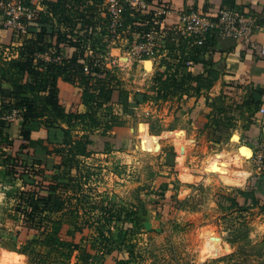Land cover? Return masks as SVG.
<instances>
[{"label": "rangeland", "instance_id": "1", "mask_svg": "<svg viewBox=\"0 0 264 264\" xmlns=\"http://www.w3.org/2000/svg\"><path fill=\"white\" fill-rule=\"evenodd\" d=\"M103 4L105 6V3ZM100 11V16L105 17V10L100 9ZM98 31L100 28L96 29L90 42L94 43L100 37ZM175 35L172 33L168 38ZM117 36L119 41L112 44V48H115L113 52L110 50L114 62L106 61V65L116 73L121 85L131 91L153 90L156 71L166 69L168 64L177 62L180 54H186L182 53L183 48L178 44H175L172 50L163 47L168 42L167 38L158 37L155 41V53L138 58L130 51L133 37L131 39L127 37L125 40L122 38L124 35ZM104 38L106 39L107 36H102L101 42ZM185 47V49L191 48L186 45ZM2 51L4 49L0 48L1 53ZM11 51L8 48L3 55L9 56L12 54ZM145 60H151L149 69H146ZM0 84L5 86L7 83L3 81ZM57 88L58 97L65 104L75 102L78 112L85 111L86 105L79 95L81 90L74 86V82L59 77ZM216 103L220 104L221 101L217 100ZM228 105L225 106L223 102L222 109L230 110ZM183 106V101L178 96L157 101L151 99L140 103L128 116L127 123L123 127L128 136L123 140L124 145L120 148H112L103 154L94 153L80 163L82 170L88 169L91 176L89 180L82 182L79 195L84 196L83 199L88 202L84 204V209L79 208V214L89 210L88 213L93 220L92 225L85 226L82 232L77 233L75 240L69 232L72 230V218L75 214L64 216L65 219L54 234L53 243L47 241L48 236L44 239L42 235L38 236L37 240H29L23 244L16 240L13 223L16 215L22 217L20 207L23 206L18 207L21 203L18 193L22 185L19 180L4 171L5 166L1 160L3 154L0 153V264H11V262L12 264H115L110 254H101L87 246L88 241L92 239L91 235L95 233L94 226L97 222L95 218L100 213L99 206L105 201L124 205L135 211V216L132 217H136V224L113 220L109 223V228H104L106 233H112L114 236L117 235L120 227L128 229L124 243L119 241L114 244H121L120 247L132 246L135 256L131 258V264H264L263 202L257 201L256 205L246 210H237L236 205L228 203L227 206V201H217L219 196L237 195L239 189L254 188L258 199L264 197V171L256 169L249 153L248 157L241 159L240 162L236 160L235 163L237 165L240 163V168L248 171L244 183L239 186L215 180L212 172L206 173L198 180L182 181L179 177V164L176 163V156L182 145L181 140L176 138L178 132H163L179 130L184 133L183 145L187 152L184 165L194 169L201 167L202 160L213 151L227 148L232 152H238L239 145L246 147L250 139L249 131L254 133L256 123L252 122L251 118V121L244 120L237 111H233L232 114L225 113L231 118L230 126L225 138L218 141L214 139V125L209 120L216 118L217 113L210 109L209 111L212 112H209V118L206 116V120L204 117V124L196 126V123L188 122V113L190 114L191 111L187 108L182 111ZM112 109L116 112L120 110L118 105H113ZM108 110L110 109L105 106L100 109V111ZM88 122L87 119H79L70 127L71 132L79 135L88 126ZM39 123H42V119ZM140 123L144 125L146 134L147 132L159 134L157 148L154 151L146 150L144 139L138 136L137 126ZM17 126L19 127L20 124L12 126L13 137L17 136ZM182 128H185L186 132ZM32 129L34 133L31 141L44 142L40 138L43 133L38 132V128ZM235 131H238L239 138L231 143ZM50 157L57 159V156ZM167 159L170 161L169 164H166ZM66 168L62 166L60 169L64 171ZM233 168H236L235 165ZM262 176L263 180L260 181ZM258 180L260 184H257ZM156 185L159 188H156ZM182 188L185 190L181 191ZM161 189L173 192L174 197L180 202L173 204L167 213L157 212L154 206ZM89 201L92 203L90 204ZM204 230H212L211 232L217 235L224 246H227L225 252L219 254L211 250L205 253L204 258H200L201 247L198 235ZM80 235H83V242L78 240ZM21 250L24 251L20 252ZM113 254L122 255L117 251H113Z\"/></svg>", "mask_w": 264, "mask_h": 264}, {"label": "trees", "instance_id": "2", "mask_svg": "<svg viewBox=\"0 0 264 264\" xmlns=\"http://www.w3.org/2000/svg\"><path fill=\"white\" fill-rule=\"evenodd\" d=\"M23 1L32 4L36 0ZM101 1L41 0L44 7L34 14L28 27L33 38L26 39L18 47L16 57L8 58L3 55V51L0 52V83L3 81L7 83V86L0 84V153L3 154L1 160L5 166L4 171L19 180L22 185L18 193L21 201L18 207L23 206L20 207L22 217L16 215L13 223L16 240L22 244L29 240H37L40 235L44 239L48 236L47 241L53 243L54 234L65 219L64 216L74 214L73 227L69 232L75 240L77 233L82 232L85 226L92 225L93 220L89 210V213L84 210L79 214V208L84 209V204L88 202L83 199L84 196L79 195L82 182H86L91 176L88 169L82 170L80 163L96 152L105 153L124 145L123 138L127 139L128 136L123 127L128 116L140 103L178 96L182 99L183 105L192 111L196 108L189 106L188 100L193 96H203L205 91L208 92L212 88L218 77L214 68H207L205 60L208 59L202 57L205 46H191L185 49V44L175 36L167 39L168 42L164 46L172 50L175 44H178L186 54L176 63L168 64L166 69L156 71L155 88L150 92L127 89L121 85L112 68L99 66L94 62L98 49H102L105 44L101 42V38L108 33L104 23L107 24L109 19L100 17L98 12L97 4ZM123 16L125 24L131 25L137 17L144 20L148 18L147 14L135 10H126ZM97 24L101 25L98 31L100 37L94 43L99 44L87 43L86 40L91 41L93 38ZM143 26H146L144 21L132 28ZM49 48L65 53L72 48V56L62 65L43 63L36 59V52H43ZM86 56L90 57L88 58L90 70L84 74L81 72L83 63L80 59ZM205 70L206 75L203 74ZM59 77L74 82V86L81 90L79 95L86 105L85 111L78 112L75 102L65 104L58 97ZM225 90L230 94L234 93V96L237 95V83L234 80L228 82ZM225 90L222 92L221 87L216 90L217 95L210 102L211 109L217 113L216 118L209 120L214 125V139L218 141L225 138L231 121L230 116L225 114V109H222V101L228 94ZM217 100L221 103L217 104ZM242 101L243 99L238 97L231 104H234V107L242 106L247 118L252 117L253 120L259 103ZM113 105L119 106V112L113 111ZM102 106L110 110L100 111ZM11 107L20 108L23 113V122L17 127L18 139L11 136L13 123L1 119V114ZM209 112L206 114L208 118ZM221 112L224 114L220 116ZM79 119H87L88 126L79 135H74L70 127ZM32 128H38V132L43 133L40 138L44 142L31 141L34 133ZM168 150L170 152V149ZM19 153L22 155L19 156ZM51 155L57 156V159L50 157ZM169 162L167 159L166 164ZM41 164L43 166H40ZM62 166L67 168L62 171L60 169ZM261 178L260 181L263 180V176ZM260 181L258 180L257 184H260ZM156 188L159 187L156 185ZM167 190L161 189V193L154 201L157 212L167 213L173 204L179 202L174 193ZM220 200L227 201V206L228 203L236 205L237 210H246L256 205L258 201L254 188L239 189L237 195L230 197L219 196L217 201ZM99 209L100 213L95 218L97 220L94 226L95 233L88 241V248H93L101 254H110L115 264H131V258L135 256L132 246L120 247L121 244H114L119 241L124 243L128 229L120 227L114 236L112 233H106L104 228H109V223L113 220L136 224V217H132L135 216V211L108 201L102 202ZM82 239L83 235H80L78 240L83 242ZM113 251L122 255L116 256Z\"/></svg>", "mask_w": 264, "mask_h": 264}, {"label": "built area", "instance_id": "3", "mask_svg": "<svg viewBox=\"0 0 264 264\" xmlns=\"http://www.w3.org/2000/svg\"><path fill=\"white\" fill-rule=\"evenodd\" d=\"M103 3H105V6H103ZM97 5L99 16L101 14L100 9H104L105 17L109 19L107 24L104 23V27L108 31V33L104 34L107 36L106 39H103L105 44L94 58V62L99 66L103 65L110 68L106 65V61L114 62V59H111L112 53L110 50L112 49V44L119 41L117 39L119 36L117 35H124L122 38H125V40L127 37L130 39L133 37V46L130 47V51L138 58L151 56L155 53V41L158 37L168 39V35L175 33L186 39L191 46L197 45L203 47L205 46V35L214 31L220 37L231 36L242 41L246 47L256 49L264 57V43L258 44L252 38L254 32L264 31V13L262 15L257 14L259 16L253 13L245 15L230 9L220 8L217 20H211L209 17L192 10L179 11L176 14V22H173L171 26L163 24V17H166L171 12L164 3H151L147 0H102ZM43 7L41 0H36L32 4H27L23 0H0L2 26L10 30L13 36L19 39H28L32 36V32L28 29L29 24L33 20L34 14L39 9H43ZM126 10L140 11L147 14L148 18L144 20L137 17L132 25L130 23L125 24L123 12ZM261 19H263L262 23L260 22ZM143 21L146 23V26L132 28V26L136 27L137 24ZM98 28H101V25L97 24L96 29ZM86 42L90 43L88 40ZM163 47L165 46L163 45ZM87 48L88 45L86 46ZM72 50V48H69L65 53L59 52L54 48H49L43 52H36L35 56L36 59L43 63L52 62L62 65L72 56ZM88 58L90 57L86 56L84 59H80L82 60L81 63H83L81 72L84 74L90 70ZM1 119L11 123H22V110L11 107L1 114ZM254 122L257 123L260 132L250 137L247 146L249 145L256 169L264 171V94L261 96V101L254 114Z\"/></svg>", "mask_w": 264, "mask_h": 264}, {"label": "crops", "instance_id": "4", "mask_svg": "<svg viewBox=\"0 0 264 264\" xmlns=\"http://www.w3.org/2000/svg\"><path fill=\"white\" fill-rule=\"evenodd\" d=\"M159 3H164L166 7H168V9H170L171 11L166 17H163V22H164L163 24H167V25H171L170 23L176 22L177 20L176 14L179 11L192 10L203 16L209 17L211 20H217L218 11L220 8L230 9L245 15L251 13L256 15L257 14L262 15L264 13V0H160ZM260 22L262 23L263 19H261ZM175 36L178 37L176 39L181 40V43H184L186 46L191 47V44L188 43L186 39H184L183 37L177 34ZM30 38H33V35ZM170 38L171 37H169L168 39ZM252 38L256 40L258 44L264 43V31L262 30V31L254 32L252 34ZM26 39L27 38L19 39L13 36L10 30L4 28L2 26V15L0 13V48L4 49L3 52H6L8 48L12 50L11 51L12 54L9 55L8 58L10 56L12 57L17 56L18 54L17 50L18 47L20 46V42L23 43ZM204 41H205V51L202 57L203 59H208L205 60L207 63L206 64L207 68L209 67L214 68V70H216L218 73V77L214 82L212 88H210L208 92L205 91V94L203 96L201 97L193 96L188 100L187 103L189 104V106H193V108H196L197 111L199 110L197 113H195L194 112L195 109H193L190 112V114L188 113L189 116L188 122L191 123L194 122L196 123V126H198V124H204L205 118L207 116L206 114L209 112V110L212 107V105L210 104L211 99L215 97V95H217L216 90H219L221 87L223 92L226 89V84L233 80L237 83L238 94L234 96V93L232 94L229 93L231 89L229 91L225 90L228 94L225 95V98L223 99L224 101L222 102H224L225 106L229 104L228 109H230V110L225 109V113L232 114L233 111L234 112L237 111L240 114V116L244 118V120L251 121L252 117H250L251 119L247 118V114L244 113L242 106L234 107V104L231 103L236 101L238 97H241L243 101L245 100L248 102L256 101L257 103H260L261 96L264 94V57L260 55L256 49H251L249 47H246V45L242 41H239L238 39L231 36L220 37L215 33V31L211 33H207L205 35ZM193 46L196 47L197 45H193ZM113 49L115 48L111 49L112 52ZM182 53H186V51H183ZM182 56L183 55L180 54L177 60H179ZM148 61H150L149 67H151V60ZM188 62L189 61H186V63ZM202 69L204 70L203 67ZM206 73H207L206 70L203 71L204 75H206ZM5 86H7V84H5ZM183 107L184 108H182L181 110L185 111L186 107L185 106ZM202 119L204 121H202ZM252 122H254V115ZM14 124L18 125L20 123L17 122V123H13V125ZM138 126H137V130H138ZM254 126L256 127V129L253 132L255 134L259 133L260 128L258 127L257 123ZM143 129H144V133H146L145 132L146 129L144 127ZM182 129L186 132L185 128ZM165 131L178 132V137L176 138L178 140H181L182 145L180 148V152L176 156V163L179 164L177 162V158L179 155L185 156L184 158L185 161L187 152L185 149V145H183V143L185 144L184 133L179 130H164L163 132ZM254 133L252 134L249 131L250 137L255 135ZM147 134L150 133L147 132ZM151 135H153L157 140L159 134H151ZM247 137H249V135ZM13 138L18 139L17 137H13ZM142 138L144 139L145 141L144 143L146 146V139L144 137ZM156 140H155L154 150L157 148L158 140L157 141ZM241 146L242 145H239L238 148L240 149ZM246 148L250 150L249 145L248 146L246 145ZM96 153L103 154L102 152H96ZM21 155L22 153L21 154L19 153V156ZM40 166H43V164H41ZM178 170H179V166H178ZM255 196L258 202L260 203L263 202L264 204V197H260L258 199L257 195ZM237 198L239 197L237 196Z\"/></svg>", "mask_w": 264, "mask_h": 264}, {"label": "bare ground", "instance_id": "5", "mask_svg": "<svg viewBox=\"0 0 264 264\" xmlns=\"http://www.w3.org/2000/svg\"><path fill=\"white\" fill-rule=\"evenodd\" d=\"M146 68L149 69L150 61H145ZM143 125L138 126V136L146 139V150L154 151L156 138L151 134L144 133ZM239 138L238 131L233 132L231 143H234ZM233 150V149H232ZM250 150L246 147L241 146L238 152H232L227 148H221L220 150L213 151L208 154L201 162V167L190 169L184 165L185 156L179 155L177 162L179 163V176L183 181L198 180L204 174L208 172L214 173V179L224 184L230 185H241L244 183L245 178L248 174L246 169L240 168V163L235 164L237 161L240 162L245 157H248ZM251 155V153H250ZM237 160V161H236ZM235 165L236 168H233ZM204 177V176H203ZM210 179V178H206ZM185 188H182L184 191ZM212 231V230H211ZM209 230H204L199 233L201 257L204 258L205 253L208 251H214L215 253L225 252L224 244L217 237L215 233Z\"/></svg>", "mask_w": 264, "mask_h": 264}]
</instances>
